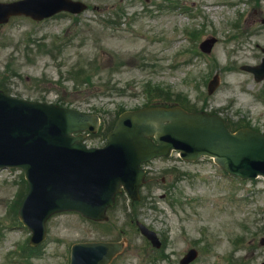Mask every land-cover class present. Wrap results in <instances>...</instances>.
I'll return each instance as SVG.
<instances>
[{
    "label": "rangeland",
    "instance_id": "rangeland-1",
    "mask_svg": "<svg viewBox=\"0 0 264 264\" xmlns=\"http://www.w3.org/2000/svg\"><path fill=\"white\" fill-rule=\"evenodd\" d=\"M85 1L91 7L78 16L80 32L85 38L78 36L61 51L54 43L50 54L43 45L39 47L35 43L50 41L56 36L60 39L71 37L73 32H67L71 17L67 14L34 24L17 18L0 28V72L6 62H14L6 74L11 94L29 100H57L83 111L96 106L103 119L109 122L122 105L132 108L145 102L142 88L150 81L171 87L172 91H182L198 107L216 111L228 121L238 122L245 117L244 124L264 132V99L257 97V93L264 90V79L256 81L248 72L222 68L228 64H253L263 55L264 26L259 20L264 17V1L224 0L225 6H221L218 15L198 17L196 21H188L185 17L190 11L201 9L200 3L206 0L173 1L177 9L165 1L159 14L148 13L143 17L131 14L132 7L127 8L137 3L136 0ZM105 7L108 9L102 10ZM116 8L123 12L119 19L121 25L117 28L103 26L104 16ZM179 11H184L183 15H179ZM234 22H239L238 27L233 26ZM84 26L88 32L83 31ZM193 29L201 32L200 38L217 36L218 43L209 59L198 55L196 67L183 77V67L170 70L167 64L175 60L176 47L194 45L191 39L184 41L187 31ZM234 32L240 36L229 39ZM29 36L32 40H22ZM15 41L20 46H16V54H9L11 48L8 46L15 47ZM25 42L33 43L24 46ZM189 58L186 50L184 59ZM211 59L217 60L213 69L221 75L222 81L217 91L204 99L206 82L214 72L209 65ZM82 64L93 67L91 82L94 85L79 77L76 79L80 85L76 88L71 74L76 75L78 69L75 68ZM59 79L61 83H56ZM100 84H117L125 91L121 95L103 93L104 85ZM100 139L97 136L90 141L97 143ZM172 164H178L174 157L146 166L156 182L150 190L147 187L142 190L146 195L143 205L152 196L158 201L157 208H142L141 204L137 208L138 217L167 240L170 264H178L177 260L192 245L200 251L194 264H264V243H261L264 239V181L237 180L224 175L210 159L202 158L195 164H181V169L189 176L173 191L170 185L173 177L165 169ZM19 180L17 171L13 174L0 171V264H68V248L72 242L103 236L96 232V227L76 215L59 214L47 223L48 237L41 255L22 260L12 250L26 242L28 232L13 222V214L8 209V202L21 188ZM170 191L176 193L180 202L171 204L168 200H159ZM123 203L126 204L122 198L111 215V223L126 224L128 215ZM14 225L19 228L12 227ZM125 230L129 237L125 256L132 264H141L142 256L133 252L136 248H145L146 244L129 225ZM237 236L243 238L241 243L236 244L241 240ZM158 264L163 262L158 261Z\"/></svg>",
    "mask_w": 264,
    "mask_h": 264
},
{
    "label": "water",
    "instance_id": "water-1",
    "mask_svg": "<svg viewBox=\"0 0 264 264\" xmlns=\"http://www.w3.org/2000/svg\"><path fill=\"white\" fill-rule=\"evenodd\" d=\"M51 1L54 2V0ZM59 7L61 6H53L44 14L51 13ZM33 107L42 111L47 121L54 120L56 117L53 112L43 107L37 105ZM43 113H36L33 119L36 121L34 125L32 120L28 119V114L25 111L26 121L19 127L20 134L14 137V129L11 128L7 131L9 139L7 136L0 137V153L9 161L23 160L27 154L45 156V150L50 149L46 141L41 145H38L37 142L27 141L29 128L42 131ZM15 119L18 121L16 117ZM19 119L24 122L21 115ZM84 119L85 117H79L73 127L79 126V123ZM90 121H92L91 127L94 128L96 117L92 116ZM153 134H156L158 146H155L147 137ZM133 146L137 147L136 153L132 152ZM172 147L181 148L189 159H195L201 154L213 155L225 169L243 176H254L256 173L264 174V136L247 128L232 134L217 116L207 115L204 112L188 113L180 107L144 108L124 113L114 130L109 134L107 148L99 156L101 157L109 151L120 152L108 160L107 167L90 172L82 171L81 168H78L81 161L76 157L73 168L71 170L64 169V171L67 174H77L79 171L86 182V188L81 185V189L84 191L82 193L86 196L93 195L95 200L100 197L107 199L113 190L118 189L120 184L130 189L135 195L138 182H140V174L137 170L139 162L158 153L167 154ZM55 150L57 151L56 147H54L53 156L50 159L58 157ZM71 150L79 151V145L74 143L73 148L66 152H71ZM65 163L68 165L72 162L66 160ZM64 195L70 196L71 194ZM59 208L61 205L58 203L40 201L38 204L31 202L30 206L23 207L22 211L26 213L37 211L38 214L46 215ZM29 223L33 222L29 221ZM82 261H84L83 255L80 258V262Z\"/></svg>",
    "mask_w": 264,
    "mask_h": 264
}]
</instances>
